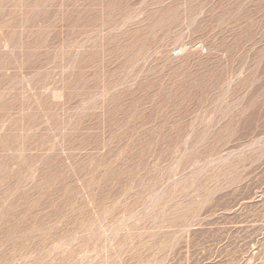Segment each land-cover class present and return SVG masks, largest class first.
<instances>
[{
	"label": "rangeland",
	"instance_id": "374dc122",
	"mask_svg": "<svg viewBox=\"0 0 264 264\" xmlns=\"http://www.w3.org/2000/svg\"><path fill=\"white\" fill-rule=\"evenodd\" d=\"M0 264H264V0H0Z\"/></svg>",
	"mask_w": 264,
	"mask_h": 264
}]
</instances>
